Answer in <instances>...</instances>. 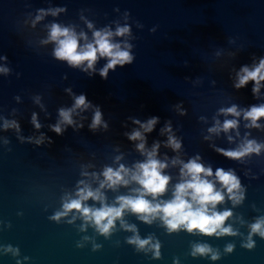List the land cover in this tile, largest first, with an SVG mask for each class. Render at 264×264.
Wrapping results in <instances>:
<instances>
[{
  "label": "water",
  "instance_id": "water-1",
  "mask_svg": "<svg viewBox=\"0 0 264 264\" xmlns=\"http://www.w3.org/2000/svg\"><path fill=\"white\" fill-rule=\"evenodd\" d=\"M53 24L78 37L83 32L81 47L94 42L95 31L109 30L111 42L129 51L132 62L116 65L104 78L107 57L98 56L87 71V62L74 67L59 60L57 44L49 40ZM120 27L129 32L115 35ZM261 60L264 0H0V264H264V237L251 232L264 220V117L259 127L244 118L264 105V81L258 93L255 81L235 86L241 69L251 71ZM81 95L89 107L72 111L73 124L61 123L60 110L73 109ZM232 106L240 116L221 112ZM97 110L101 124L93 129ZM153 118L145 132L141 125ZM225 120L237 126L225 132ZM217 121L221 130L210 132ZM57 124L60 134L53 131ZM135 131L143 141L129 138ZM169 136L179 149L169 145ZM248 141L261 145L258 154L237 160L218 151L239 150ZM142 142L147 151L159 145L156 159L167 164L161 172L170 177L164 194L145 198L170 201L186 179L183 163L199 157L213 171L207 179L224 195L214 210L232 213L223 227L235 235L183 227L169 232L160 216L145 223L130 210L106 235L76 210L53 219L65 202L78 198L81 181L95 191L106 168L135 171L147 160L138 149ZM218 168L239 180V202L215 179ZM140 187L131 181L100 191L108 206L118 207L117 197L135 196ZM83 204L101 207L92 199ZM136 235L151 242L140 249L128 242ZM157 242L158 258L152 247ZM196 245L211 251L193 255Z\"/></svg>",
  "mask_w": 264,
  "mask_h": 264
},
{
  "label": "clouds",
  "instance_id": "clouds-1",
  "mask_svg": "<svg viewBox=\"0 0 264 264\" xmlns=\"http://www.w3.org/2000/svg\"><path fill=\"white\" fill-rule=\"evenodd\" d=\"M55 15V13H53ZM41 17H37L39 20ZM92 27L91 24L88 25ZM129 32L128 27H120L117 29L115 35L123 36ZM113 33L109 30L95 31L93 33L94 42L86 43L83 47L80 46L79 40L83 38L87 40L86 35L81 32L79 37L77 34L69 28H61L57 24L51 26V32L49 40L57 44L54 55L59 60H66L70 65L79 67L82 63L87 62L88 69H93L98 56L109 58L107 65L100 71V75L104 78L107 77L109 69H114L116 65H124L131 63L133 57L127 50H122L120 44L111 42ZM47 42V41H46ZM126 48L130 45H125ZM6 71V70H5ZM255 81L254 93H258L260 89V82L264 81V60H261L259 65L253 70H249L247 67L241 69V73L238 74V83L235 85L237 88H241L248 83V81ZM89 105L85 102L83 95L76 98L75 106L70 110H60L61 123L73 124L71 118L72 111L75 108H87ZM224 115L240 116V112L237 111L236 106H232L227 109H221ZM261 117H264V105L259 107L253 106L250 110L244 112V118L251 120L253 127H259L256 123ZM33 123L37 128L40 127L36 123L35 116H33ZM139 123V121H135ZM156 123V118H153L147 122V124L141 125L145 132H150ZM101 124V112L97 110L94 114L91 128L95 129ZM7 126V125H6ZM237 126L236 120H225L222 126V130L227 132L229 129ZM107 128V125H104ZM170 131V128L167 129ZM221 130L219 121L217 126L209 129L210 132H219ZM53 131L57 134L62 132L60 124L53 126ZM132 140L143 141V136L139 131H135L129 137ZM169 145L173 149H179L180 143L172 136H169ZM159 145H154L151 151L145 149L144 143L138 145V149L144 152L147 156V160L143 163L135 165V171H130L123 165L117 170L112 168H106L103 172L104 180L100 183V186L95 191L86 184L84 181L80 183L83 187L76 193L77 199H71L69 202L63 204V211L58 212L53 219L59 220L61 216H65L68 212L76 210L81 213L85 221L94 222L96 228L101 234H108L110 229L114 226V222L123 216L125 210H130L132 213L139 216L145 223H151L152 219L160 216L164 224L167 226L169 232L176 231L183 227L188 232L199 231L204 235H235L231 227H223L224 222L232 215L230 211L217 212L214 209L218 204L224 201V195L221 191H217L213 182H210L207 177L213 176L212 169L205 168L203 164L197 162L199 157L192 159L187 163L174 160L173 163H183L181 168V176L186 178L183 182L178 183L175 186L173 198L170 201L153 203L145 197L150 195L155 199L156 197L164 194L167 190L170 177L162 175L161 170L167 167L166 163H162L156 159V150ZM261 145L256 144L254 141H248L245 145H242L239 150L224 151L219 149L224 156L231 159H241L242 157L256 152L259 153ZM119 159V157H117ZM87 175V173H85ZM126 179L125 177H129ZM215 179L227 189L229 197L234 202H239V198L235 195L234 190L239 189L240 182L237 177L231 172H225L223 169L218 168L215 171ZM131 181H135L141 187L134 190L137 194L135 196H119L117 197V206H108L104 201L105 197L100 189L105 187L115 189L118 185L127 186ZM92 199L99 201L101 207L92 208L84 206L83 202ZM130 231H135L134 226L123 225ZM264 220H258L251 225V232L258 233L264 237ZM131 244H135L138 248L143 249L151 242V237L146 240H141L138 235L129 239ZM248 247H252L250 242ZM155 249V256L159 257V243L152 245ZM232 246L229 245L226 251H231ZM211 249L207 245L194 246L193 255H204L210 252ZM213 259H217L216 255H213Z\"/></svg>",
  "mask_w": 264,
  "mask_h": 264
}]
</instances>
